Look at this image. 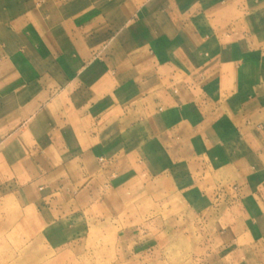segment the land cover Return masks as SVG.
<instances>
[{"label": "crops", "instance_id": "1", "mask_svg": "<svg viewBox=\"0 0 264 264\" xmlns=\"http://www.w3.org/2000/svg\"><path fill=\"white\" fill-rule=\"evenodd\" d=\"M0 201L264 264V0H0Z\"/></svg>", "mask_w": 264, "mask_h": 264}, {"label": "rangeland", "instance_id": "2", "mask_svg": "<svg viewBox=\"0 0 264 264\" xmlns=\"http://www.w3.org/2000/svg\"><path fill=\"white\" fill-rule=\"evenodd\" d=\"M69 228V229H68ZM197 256V257H196ZM0 264H204L175 234L120 243L108 225L45 226L0 201Z\"/></svg>", "mask_w": 264, "mask_h": 264}, {"label": "built area", "instance_id": "3", "mask_svg": "<svg viewBox=\"0 0 264 264\" xmlns=\"http://www.w3.org/2000/svg\"><path fill=\"white\" fill-rule=\"evenodd\" d=\"M100 161H103L102 159H100Z\"/></svg>", "mask_w": 264, "mask_h": 264}]
</instances>
